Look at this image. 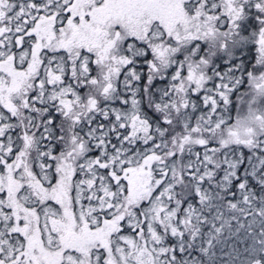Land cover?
Wrapping results in <instances>:
<instances>
[{
    "label": "snow or ice",
    "instance_id": "obj_1",
    "mask_svg": "<svg viewBox=\"0 0 264 264\" xmlns=\"http://www.w3.org/2000/svg\"><path fill=\"white\" fill-rule=\"evenodd\" d=\"M0 264H264V0H0Z\"/></svg>",
    "mask_w": 264,
    "mask_h": 264
}]
</instances>
